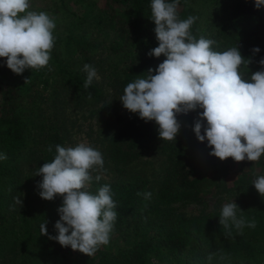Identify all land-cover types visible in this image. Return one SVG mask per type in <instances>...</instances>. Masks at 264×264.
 Listing matches in <instances>:
<instances>
[{"label":"trees","instance_id":"16d2710c","mask_svg":"<svg viewBox=\"0 0 264 264\" xmlns=\"http://www.w3.org/2000/svg\"><path fill=\"white\" fill-rule=\"evenodd\" d=\"M69 1L54 0L50 5L53 13L61 9L65 25L55 29L56 44L47 67L39 71L26 69L17 75L6 66L5 58H0V153L8 157L0 161V264H152L153 257L164 253L195 260L208 258L206 253L211 252L202 241L206 235L222 237L223 254L256 261L259 244L264 246V209L252 212L255 229L247 228L242 234L233 229L232 235L226 236L219 224L221 210L187 216L176 213L173 207L176 203L204 204L238 182L247 181L254 168L264 169V155L259 162H235L232 158L221 161L210 155L207 141H198L193 131L202 109L177 116L181 128L172 141L159 138L155 121L145 122L129 111L118 117L115 132L106 137L103 154L113 176L98 182L93 178L89 191L95 194L101 186L110 185L117 204L113 233L132 239L130 248L111 254L101 246L94 255L87 256L41 235L40 225L45 221L49 235L58 234L54 225L62 204L60 196L52 201L42 199L37 187L42 177L34 176L40 166L52 161L57 144L65 146L68 131L57 109L58 99L64 92L76 103H97L106 98L96 79L84 88L87 73L83 66H93V56L102 46V42L88 37L89 30L102 31L106 26L111 32L106 45L107 64L111 66L110 96L118 103L128 83L146 77L149 68H156L165 59L148 55L158 46L150 18L151 0H101L97 11L95 5L100 0H72L83 7L80 11ZM205 1L212 7L206 6L202 15L193 1L179 0L181 19L198 17L192 34L197 39L203 35L216 40L218 51L238 46L242 56L251 61L248 76L259 70L258 61L264 58V6L257 9L255 0ZM94 11L96 17H90ZM255 47L260 52L253 54ZM26 79L43 82V88L49 79L57 85L50 93L47 120L32 116L42 110L31 90L21 86ZM26 97H30L28 103ZM50 145L52 152L47 151ZM151 147L164 159L162 170L154 173L153 179L144 168L150 162L143 159ZM145 192L152 193L150 199L137 195ZM16 196H20L22 207L14 204Z\"/></svg>","mask_w":264,"mask_h":264},{"label":"clouds","instance_id":"9594fccd","mask_svg":"<svg viewBox=\"0 0 264 264\" xmlns=\"http://www.w3.org/2000/svg\"><path fill=\"white\" fill-rule=\"evenodd\" d=\"M262 6L264 0H255L257 9ZM178 7L179 0H151L150 18L158 46L148 55L165 59L156 68H149L146 77L127 84L119 98L123 107L145 122L155 121L159 138L168 141L175 140L180 131L179 114L202 109L193 131L198 141H207L210 155L221 161L259 162L264 155V58L258 61L260 69L248 76L251 61L242 56L238 46L218 51L216 40L203 35L197 39L191 29L198 17L181 19ZM56 27V18L32 10L31 0H0V58H5L6 66L17 75L26 69L47 67L56 44ZM252 52L259 53L260 48ZM83 71L87 73V89L99 76L87 63ZM47 151L52 152L51 145ZM7 158L0 153V161ZM94 171H104L103 155L80 142L75 146L57 144L52 161L34 174L42 177L37 183L42 199L62 197L59 220L54 225L58 234L49 235L45 221L40 225L41 235L87 256L109 244L117 219L110 185L101 186L95 194L89 191L93 178L97 182L102 178L100 174L93 177ZM252 185L264 197V174L257 175ZM137 195L150 199L152 193ZM13 200L23 206L20 196ZM238 211L243 212L235 200L221 208L219 224L226 236H231L233 229L242 234L245 227L257 226L254 218L247 221L237 215ZM214 255L210 253L208 260ZM219 259L227 257L220 255Z\"/></svg>","mask_w":264,"mask_h":264},{"label":"rangeland","instance_id":"374dc122","mask_svg":"<svg viewBox=\"0 0 264 264\" xmlns=\"http://www.w3.org/2000/svg\"><path fill=\"white\" fill-rule=\"evenodd\" d=\"M54 0H31V8L36 11H45L50 15L56 18L57 28H62L65 25V20L63 19L61 9L56 10V13H53V10H50V5L53 4ZM69 1V0H68ZM196 9L202 10V15L207 11L206 6L212 7L205 0H191ZM102 1L100 0L95 5V10L101 8ZM69 5H76V10H81L83 8L79 3L73 2L70 0ZM96 11L90 14V17H96ZM203 19V18H202ZM209 19H212L209 18ZM209 32H206V36H209ZM111 32L106 26L102 31H98L96 28H91L88 33V37L101 43V48L96 50V55H94L93 66L96 68L99 79L97 83L102 87L103 93L106 96L105 100L94 103L93 101H85L81 103H76L64 93H61L59 97V106L57 109L62 115L68 135L66 138L65 146H75L80 142H85L94 148H97L103 155L104 159V171L102 172H93L92 175L100 174L102 178L110 179L113 176L110 164L104 157V143L106 137L115 132L118 124V117L126 116L128 110L125 109L122 105V102H116L111 99L110 93V81L111 70L110 64H107L109 52L107 50V44L110 41ZM101 59L105 61H101ZM68 59H66L67 61ZM110 63V61L108 62ZM21 86L24 88H29L31 90V95L34 96V100L37 99L40 101L39 107L42 110L38 116L32 115L38 120H47V116L50 113V107L48 101L51 98V91L55 88V83L52 79H49L47 82L46 88H43V82L34 81V79H28V81L23 83ZM66 87V86H64ZM28 89V90H29ZM29 90V91H30ZM27 101V102H26ZM30 97H26L25 102L28 103ZM150 148L149 153L144 156L143 159H146L150 163H147L144 168L148 172V177L153 179L154 173L160 172L162 169V154H155V149ZM256 168L253 169V175L247 181H241L235 184V186L221 195H215L210 201H207L204 204H195V203H176L173 205L175 212L178 214H185L187 216L196 215L203 211L210 210H221L222 206L225 203L235 202L243 212L237 213L238 216H243L247 221L256 218L253 216L252 212L259 213L264 209V197H262L255 187L252 185V181L256 178L257 175L264 174V169L256 171ZM231 181L229 186H231ZM91 186V185H90ZM90 188V187H89ZM245 227L242 233L247 229ZM204 239V241H203ZM264 242V239H262ZM132 239H128L122 233H111L110 242L108 245L103 246L111 254H118L126 249L130 248ZM205 247L211 249L210 253H214L215 260L209 261L208 258H196L193 260L191 257L186 255H167L166 253L162 254L160 257H153L152 264H235V260H238L237 264H264V246L260 245V249L256 252V261H245V259L240 257L229 256L228 254L222 253V244L223 239L221 236L206 235L205 238H202ZM257 245V244H255ZM225 255L227 259L220 260L219 256ZM209 254L206 253V257ZM240 258V259H239Z\"/></svg>","mask_w":264,"mask_h":264}]
</instances>
